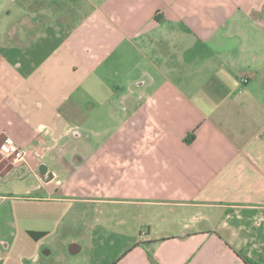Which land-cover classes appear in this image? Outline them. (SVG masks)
Wrapping results in <instances>:
<instances>
[{"label": "crops", "instance_id": "1", "mask_svg": "<svg viewBox=\"0 0 264 264\" xmlns=\"http://www.w3.org/2000/svg\"><path fill=\"white\" fill-rule=\"evenodd\" d=\"M6 137L0 264H264V0H0Z\"/></svg>", "mask_w": 264, "mask_h": 264}, {"label": "built area", "instance_id": "2", "mask_svg": "<svg viewBox=\"0 0 264 264\" xmlns=\"http://www.w3.org/2000/svg\"><path fill=\"white\" fill-rule=\"evenodd\" d=\"M248 79L247 75H242L241 80L242 82H246ZM0 154L5 157H10L14 161H22L25 160V150L18 147L12 139L9 137L4 138L0 142Z\"/></svg>", "mask_w": 264, "mask_h": 264}, {"label": "rangeland", "instance_id": "3", "mask_svg": "<svg viewBox=\"0 0 264 264\" xmlns=\"http://www.w3.org/2000/svg\"><path fill=\"white\" fill-rule=\"evenodd\" d=\"M69 217V216H68ZM88 218H91V217H88ZM103 220L105 221V220H109V221H111L110 220V217H108V216H105L104 218H103ZM65 222V221H64ZM61 237V236H60ZM60 237H58L57 238V241H59L60 242V246H58L59 248H62L63 246H62V242L64 241V238H60ZM114 237H115V234H114ZM61 239V240H60ZM115 240H117L116 239V237H115ZM117 247H118V242L117 241H114V243L112 242V241H109L108 242V244H107V246H103V248H98L97 250L98 251H101V252H103V254L104 255H107V257H112L113 255H115L116 253H117ZM61 250V249H60ZM56 255V257H60V255H63V253H60L59 251H58V249H57V254H55ZM80 255H84L83 253H81Z\"/></svg>", "mask_w": 264, "mask_h": 264}]
</instances>
